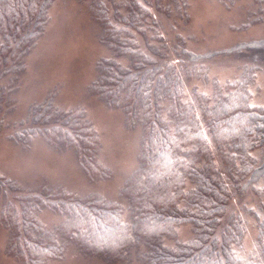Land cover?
Returning a JSON list of instances; mask_svg holds the SVG:
<instances>
[{"label": "trees", "instance_id": "trees-1", "mask_svg": "<svg viewBox=\"0 0 264 264\" xmlns=\"http://www.w3.org/2000/svg\"><path fill=\"white\" fill-rule=\"evenodd\" d=\"M52 1L0 0V130ZM87 1L110 52L96 63L91 91L121 109L127 128L139 127L136 167L117 201L59 188L23 191L0 177L7 254L45 264L62 259L71 244L106 264H127L131 252L142 264H264V107L251 104L264 34L197 45L186 0ZM212 1L225 12L242 11V31L264 24V0ZM227 25L233 28L232 19ZM80 112L53 109L48 98L9 137L23 145L42 136L71 148L88 179L108 177L97 160L99 137ZM41 210L62 219L46 228ZM244 214L255 219L257 236L241 258ZM182 224L193 232L186 242L176 238Z\"/></svg>", "mask_w": 264, "mask_h": 264}, {"label": "rangeland", "instance_id": "rangeland-1", "mask_svg": "<svg viewBox=\"0 0 264 264\" xmlns=\"http://www.w3.org/2000/svg\"><path fill=\"white\" fill-rule=\"evenodd\" d=\"M186 1L192 22L189 33L199 41L197 45L218 47L264 34V24L247 31L240 30L242 11L225 12L219 6L213 7L212 0ZM88 6L87 0H53L50 3L45 30L26 55L25 70L12 92L14 106L3 116L0 177L14 182L23 191L59 188L78 196L97 194L105 200L117 201L121 187L136 167L140 129L137 126L127 128L121 109L109 107L91 91L97 74L96 63L110 57V52L99 41L100 28L90 17ZM231 19L233 28L230 29L227 22ZM214 69L211 70L215 73L219 70ZM234 70L235 67L233 73ZM48 98L53 109L79 110L82 118L92 124L100 140L97 160L110 172L108 177L88 179L71 148L54 145L42 136L29 137L23 145L9 137L15 125L26 119L30 109ZM251 104L264 107V64L255 75ZM5 200L0 193V214ZM229 209L233 212L234 208ZM37 219L46 228H52L62 217L41 210ZM243 220L244 234L240 249L236 250L241 258L250 253L257 236L255 219L244 214ZM192 237L189 224L176 228L178 241L186 242ZM6 241L7 230L0 217V264H23L7 254ZM164 244L170 246L173 241L165 240ZM45 264L106 263L93 255L78 254L70 244L62 259L48 260ZM127 264L142 263L131 252Z\"/></svg>", "mask_w": 264, "mask_h": 264}]
</instances>
